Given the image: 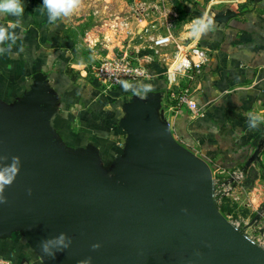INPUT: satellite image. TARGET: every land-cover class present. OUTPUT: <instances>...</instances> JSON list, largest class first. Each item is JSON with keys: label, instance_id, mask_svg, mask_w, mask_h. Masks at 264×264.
I'll return each instance as SVG.
<instances>
[{"label": "water", "instance_id": "water-1", "mask_svg": "<svg viewBox=\"0 0 264 264\" xmlns=\"http://www.w3.org/2000/svg\"><path fill=\"white\" fill-rule=\"evenodd\" d=\"M45 80L38 77L19 102L0 103V169L9 181L0 224L13 218L43 239L71 237L54 260L45 255L47 264L89 256L92 264H137L145 246L162 250L166 264H264V247L217 205L211 164L182 147L168 124H156L157 95L138 101L121 124L126 154L114 177L101 178L89 151L68 150L44 134Z\"/></svg>", "mask_w": 264, "mask_h": 264}, {"label": "crops", "instance_id": "crops-1", "mask_svg": "<svg viewBox=\"0 0 264 264\" xmlns=\"http://www.w3.org/2000/svg\"><path fill=\"white\" fill-rule=\"evenodd\" d=\"M237 1L238 8L229 7L218 16L212 31L196 39L209 54L203 72L192 84L193 96L203 111L199 116L187 108L169 112L175 108L165 98L164 77L133 84L153 86L146 99L121 85L106 95L96 78L91 82L86 76L66 19L49 24L46 11L39 7L42 0H24L25 12L15 29L19 39L11 53L0 55V103L11 105L26 98L37 86L38 77L45 76L51 101L44 134L68 150L89 151L104 178V174H117V162L126 154L129 133L121 124L130 120L139 102L157 95L155 104L163 111L157 109L156 124H168L182 147L208 162L231 170L243 168L242 194L250 198L244 200L249 204L246 209L256 198L264 205V124L250 130L245 116L247 112L264 113V0ZM10 20L16 18L2 16L0 25L7 27ZM126 94L129 100L116 101ZM260 210L264 214V207ZM7 222L0 224V258L47 264L38 246L43 238L35 227L13 218ZM260 223L264 224V215Z\"/></svg>", "mask_w": 264, "mask_h": 264}, {"label": "rangeland", "instance_id": "rangeland-1", "mask_svg": "<svg viewBox=\"0 0 264 264\" xmlns=\"http://www.w3.org/2000/svg\"><path fill=\"white\" fill-rule=\"evenodd\" d=\"M238 3L236 0H82L80 7L65 19L69 26V35L79 46L80 60L84 64L86 76H89V80L93 82L96 80L93 73L94 66L105 59L119 57L124 53L139 56L143 64L150 60L149 65H152L154 70L163 72L166 66L162 62L160 53H156L151 46V35L172 34L177 40L196 44V39L190 35L189 27L194 18L207 15L217 22L218 16L223 15L229 7L238 8L240 6ZM170 49H164L163 52ZM161 78L162 75L156 81H160ZM164 87L167 91L165 98H169L174 104L167 87ZM98 88L106 95L112 90L108 91L100 84ZM129 99L130 96L126 94L116 101ZM161 104L165 105V103ZM157 109L163 111L161 107ZM180 109L176 108L169 112ZM172 116L171 114V119ZM209 163L213 168L215 179L219 183L227 182L228 173H219L218 166L213 162ZM241 197L243 200L250 199L242 193ZM251 202L253 206L246 209L225 197L220 209L227 210L225 213H231L234 219L244 217L253 221L264 205L259 198ZM137 264H166V262L162 250L156 246H145Z\"/></svg>", "mask_w": 264, "mask_h": 264}, {"label": "built area", "instance_id": "built-area-1", "mask_svg": "<svg viewBox=\"0 0 264 264\" xmlns=\"http://www.w3.org/2000/svg\"><path fill=\"white\" fill-rule=\"evenodd\" d=\"M150 41L152 48L156 53H160L162 62L166 66L163 72H157L151 68L150 60L143 64L139 56L124 53L119 57L105 59L99 65L94 66L93 73L99 84L109 91L120 86L121 81H127L130 84L153 82L162 75L166 80L170 97L175 102L173 108L186 107L192 115H201L203 111L193 96L191 84L201 75L209 61L207 49L198 43L190 44L183 40H177L172 34L151 35ZM164 49H170V51L163 52ZM218 169L219 173H228L229 176L227 182L220 183L214 176V198L219 208L225 197L247 207L249 204H246L241 197V193L244 191L245 170L243 168L231 170L219 166ZM263 215L258 213L253 221L244 217L234 219L231 213L225 216L264 247V224H260ZM0 264L24 263L0 258Z\"/></svg>", "mask_w": 264, "mask_h": 264}, {"label": "clouds", "instance_id": "clouds-1", "mask_svg": "<svg viewBox=\"0 0 264 264\" xmlns=\"http://www.w3.org/2000/svg\"><path fill=\"white\" fill-rule=\"evenodd\" d=\"M81 3L82 0H42V5L39 7H42L46 11L49 24L54 25L57 21L72 15L80 7ZM25 8L24 0H0V17L7 15L16 18L14 21L10 20L7 27L0 25V55L11 53L13 45L19 39L15 29L20 26V18L23 17ZM215 25L216 21L207 15L194 18L189 25L190 35L199 40L212 31ZM5 44H7V47L3 46ZM21 50H23V46H21ZM121 86L125 90H134L135 94L140 96L141 99H146L147 94L153 91L151 84H142L137 87L127 81H121ZM245 116L250 130L257 129L261 124H264V113L247 112ZM7 183L9 181L3 170L0 169V203L5 202L3 186ZM29 194H31L30 190ZM71 243V237L61 232L56 237L41 240L38 246L44 255L54 260L56 253L66 250L70 247ZM100 247L99 243L91 245L93 251L98 250ZM77 264H92V257L89 256L86 259L79 260Z\"/></svg>", "mask_w": 264, "mask_h": 264}, {"label": "trees", "instance_id": "trees-1", "mask_svg": "<svg viewBox=\"0 0 264 264\" xmlns=\"http://www.w3.org/2000/svg\"><path fill=\"white\" fill-rule=\"evenodd\" d=\"M221 211H222L225 215H228V213H225L227 210L225 211V209H222V208H221Z\"/></svg>", "mask_w": 264, "mask_h": 264}]
</instances>
